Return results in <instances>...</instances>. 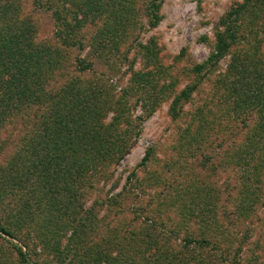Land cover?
<instances>
[{"label":"trees","instance_id":"1","mask_svg":"<svg viewBox=\"0 0 264 264\" xmlns=\"http://www.w3.org/2000/svg\"><path fill=\"white\" fill-rule=\"evenodd\" d=\"M21 1L0 0V132L10 123L15 128L19 125L22 134L13 155L0 167V238H19L20 233L29 231L30 243L27 238L20 239V245L14 246L17 261L33 264L24 250L27 247L40 249L43 254L53 253L58 264H93L100 260L109 264H189V257L167 246L171 239L183 237L185 247L194 245L208 249L207 252L216 251L222 263L225 260L228 264H241L238 254L242 247L235 246L240 238L236 225L230 224V219L219 221V217L230 218L238 213L245 219L257 215L251 206L264 208V29L255 40L257 44H252L251 37L255 35L246 33L244 39L237 38L240 28L236 25L245 12L256 14L257 8L264 7V0H246L234 10L228 26L218 33L215 53L194 68L197 75H212L214 81L211 96L207 94L203 102L204 114L201 111L198 130L192 132V126H187L185 137L180 140L189 151L188 157H197L193 169H199L194 172L196 176L204 177V171L211 174L212 168L236 171L239 185L230 187L237 194L233 210L218 196L213 198L212 192L220 187H215L209 175L198 185L191 181L193 171L177 173L182 181L161 175L152 184L153 193L139 191L135 186L139 187L140 169L154 156L148 149L128 178L131 186L119 195L139 200L134 206L138 225L102 240L95 239L91 232V210L83 207L85 195L93 188L94 178H109L111 167L129 154L142 117L131 113L127 91L113 92V85L106 76L95 74L91 63L79 58L71 60L50 45L38 42L35 24L23 11ZM70 1L73 4L35 0L32 5L52 11L60 27L72 30L83 27L89 11H95L91 21L101 19L109 5L113 8L112 25L107 27L108 32L99 31L92 41L94 49L100 50L117 37L113 36L115 33L128 31L133 20L131 10L138 0ZM162 2L149 0L145 5L152 12L153 25L158 24ZM71 38L64 37L63 44L77 47L80 43ZM239 39H243L242 49ZM233 46L240 53L232 52ZM225 57H229L227 67L217 74L215 67ZM136 78L138 100L146 99L143 113L149 116L158 103L144 97V77ZM193 94L194 89L187 87L175 96L171 105L173 118L182 115L183 103L191 100ZM181 185L185 186V193L179 189ZM158 189L161 196L156 194ZM119 196L112 195L109 200L117 204ZM152 200L158 201L155 207L146 205ZM193 220L198 221L196 232L189 230ZM149 226L156 232L148 230ZM194 233L197 235H191ZM142 235L143 243L139 239ZM148 236L154 238L151 241L157 247L161 240L165 241L155 255L150 251L154 246L147 245ZM231 252L235 255L228 261L226 256ZM9 263L13 264L0 248V264Z\"/></svg>","mask_w":264,"mask_h":264},{"label":"rangeland","instance_id":"2","mask_svg":"<svg viewBox=\"0 0 264 264\" xmlns=\"http://www.w3.org/2000/svg\"><path fill=\"white\" fill-rule=\"evenodd\" d=\"M33 1L35 0H22L21 2L24 7L23 11L32 17L35 24L38 42L50 45L61 54L68 55L71 60L79 58L84 59L86 64L91 63L93 72L106 76L109 84L113 85V92L122 94L127 91L131 113L134 117H142V121H139L137 140L129 154L119 164L111 167L109 178L93 179L94 186L87 190L85 204H83L85 209L91 210L89 216L92 221L88 223L92 227V231H90L95 239L102 240L113 233L129 231L131 227L138 225L135 222L138 216L135 214L134 206L139 204V200L134 201L132 197L126 198L119 195L123 194L128 186H131L128 184V178L140 165L148 149L154 152V156L146 167L140 169L142 174L139 177L140 182L137 183L139 187L135 186L139 191L146 190L148 193H153L152 191L155 189L152 188V184H155L161 175L182 181L181 176L176 174H183L182 171L192 172L196 166L197 157H188L187 152L189 151L185 150V144L180 140L185 137L187 126H192L190 128L192 132L198 130L199 121L204 114L203 102L207 94L211 96L214 77L212 75L199 76L195 73L194 68L207 62L215 53L218 33L225 30L230 22L231 13L241 7L246 0H163L157 13L159 20L156 25L150 21L152 12L148 9L149 6L147 9L145 8L149 0H138L133 7L135 9L131 10L133 20H131L128 31L122 30V32L115 33L113 36L117 37L111 38L108 47L100 50L94 49L92 41L95 40L99 31L101 33L105 29L108 32L112 25L110 23L113 19L111 15L113 8H110L109 5L106 8V15L101 19L96 18L91 21L90 17L95 14V11H89L88 20L83 27L72 30L62 25L60 27L52 11L39 9L37 5H32ZM40 1L47 3L48 0ZM51 1L56 4L63 3V0ZM67 1L73 4V1L70 0H64V3ZM116 9L119 10L120 7H116ZM257 9L256 14L245 12L236 24L240 28L237 30V38L244 39V35L250 33L255 35L251 37L252 44L256 43L255 40L259 39L261 31L264 29V7ZM124 15H121L122 19ZM80 18L81 16H79ZM70 36L72 40L80 43L77 47L68 48L63 44L64 37L67 39ZM261 37L263 41V36ZM243 39H239L240 49L243 47ZM240 49L233 46L232 52L240 53ZM228 62L229 57L222 58L217 63L215 72L218 74V71H223ZM136 75L144 77V81H146L144 82L146 85L143 86L144 97L149 96L151 101L158 103L155 112L149 116L143 113V104L145 105L146 99L138 100L140 92L137 91L139 83ZM187 87L194 89L193 97L183 103L182 115L173 118L172 101ZM20 128L19 125H16L15 128L13 124L9 123L1 130L0 167L5 166L13 155L15 145L22 136L19 132ZM198 170L193 171L194 180L191 181L198 185L209 175L215 187H220L219 191L212 192L213 198L217 199L214 196H218L222 203L233 210L235 205L233 198L237 194L235 189L231 188L239 185L236 171L229 170L228 167H220L218 170L212 168L210 169L211 174L208 173L209 171H204V177H200L194 173ZM179 189L186 192L183 185L179 186ZM217 192L220 194L216 195ZM159 193V189L156 190V194L159 195ZM112 195L113 197L119 196L120 198L116 197V200L120 202L111 203L109 198ZM157 204L158 201L152 200L146 205L155 207ZM144 205L142 204V206ZM251 207L253 208L252 212L257 215L241 219L238 213H235L230 218L220 216L219 221L230 219V224L235 223V229L238 230L240 236V238L237 237L235 246L241 245L242 247L241 253L238 254V257L242 259L241 264H264V208L261 205ZM192 224L193 226L190 225L192 229L189 230L196 232L198 221L193 220ZM149 229L156 232L152 226H149ZM24 232L19 234V238L8 236L0 238V248L4 250L6 256L9 255L13 264H20L17 261L14 246L20 245V239V241L28 239L29 231L28 233ZM191 235H197V233ZM181 238L171 239L167 246L168 249L172 248V250H176L178 253L182 252L184 256L189 257V264L204 262L205 264H228L225 260L223 263L221 262L218 258L219 253H215L216 251L207 252L208 249L194 245L185 247ZM139 239L143 243V235ZM151 240L154 241V238L148 236L147 245L154 246L150 251L152 255H155L157 249L164 246L165 241L161 240L157 247ZM27 241L30 243L29 239ZM24 250L28 253L33 264H58L53 253L45 252L43 254L40 249L32 248L30 250L27 247ZM116 254L114 252L113 256ZM233 255H235L234 252H231V255L226 256V259L233 260ZM93 264L109 263L100 260Z\"/></svg>","mask_w":264,"mask_h":264}]
</instances>
